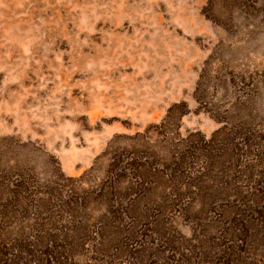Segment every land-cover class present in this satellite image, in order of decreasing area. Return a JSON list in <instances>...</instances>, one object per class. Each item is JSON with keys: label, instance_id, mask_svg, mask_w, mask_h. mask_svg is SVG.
<instances>
[{"label": "rangeland", "instance_id": "rangeland-1", "mask_svg": "<svg viewBox=\"0 0 264 264\" xmlns=\"http://www.w3.org/2000/svg\"><path fill=\"white\" fill-rule=\"evenodd\" d=\"M52 245L264 264V0H0V255Z\"/></svg>", "mask_w": 264, "mask_h": 264}, {"label": "trees", "instance_id": "trees-1", "mask_svg": "<svg viewBox=\"0 0 264 264\" xmlns=\"http://www.w3.org/2000/svg\"><path fill=\"white\" fill-rule=\"evenodd\" d=\"M215 138L214 137H211L209 139L208 142H211V140H214ZM29 190H23V192L27 193ZM54 191V190H53ZM49 191L51 193V198L49 197V199H53V200H56L57 202V205L58 204H61L60 205V209H61V213H65L67 212L70 208H75L76 205H78L80 199L78 200V197H75V195H71L68 199H66L65 201H62L61 202V199H62V192H63V189H60L58 191ZM61 202V203H59ZM81 203H82V199H81ZM40 207V205H38ZM36 210H38L36 207H35ZM40 210L42 211V208L40 207ZM39 211V210H38ZM17 247V249L19 251H24L25 246L22 244V241H20L19 243H15V245ZM56 245H52L50 251H47L45 253L42 254V260H44L47 264H52V263H55V264H65L66 261H65V258L63 257V255H59L58 252H54L55 250V247ZM67 253H70V252H67ZM68 255V254H67ZM70 255V254H69ZM4 254H1L0 255V264H17L18 261L14 258V260H12L11 262L8 261V260H5L4 258ZM36 257V256H35ZM63 257V259H62ZM19 258V257H18ZM27 264H31L30 261H28Z\"/></svg>", "mask_w": 264, "mask_h": 264}]
</instances>
